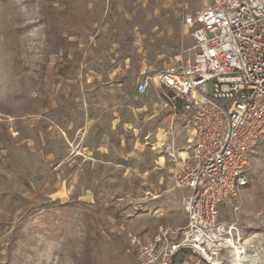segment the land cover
Masks as SVG:
<instances>
[{
  "label": "rangeland",
  "instance_id": "374dc122",
  "mask_svg": "<svg viewBox=\"0 0 264 264\" xmlns=\"http://www.w3.org/2000/svg\"><path fill=\"white\" fill-rule=\"evenodd\" d=\"M207 4L0 0V264H137L132 235L182 223L180 205L152 204L162 197L159 171L173 170L168 193L182 189L179 159L160 158L163 115L135 86L175 54L192 55L182 15ZM130 102L135 129L102 128L105 114ZM174 137L189 149L191 128L181 121ZM248 177L237 211L222 204L220 218L264 243V141Z\"/></svg>",
  "mask_w": 264,
  "mask_h": 264
},
{
  "label": "built area",
  "instance_id": "2783aa9c",
  "mask_svg": "<svg viewBox=\"0 0 264 264\" xmlns=\"http://www.w3.org/2000/svg\"><path fill=\"white\" fill-rule=\"evenodd\" d=\"M192 55L172 61L136 83L152 89L155 109L181 115L192 143L177 156L175 184L186 189L185 222L161 224L151 236L132 235L137 264H263L264 243H246L237 219L222 220L219 207L233 201L249 181V166L264 141V0H208L184 12ZM170 127L166 130L168 132Z\"/></svg>",
  "mask_w": 264,
  "mask_h": 264
},
{
  "label": "crops",
  "instance_id": "0c3cea01",
  "mask_svg": "<svg viewBox=\"0 0 264 264\" xmlns=\"http://www.w3.org/2000/svg\"><path fill=\"white\" fill-rule=\"evenodd\" d=\"M149 91L152 92V96H153V102H152V106L153 107L152 108L155 109V105H156L158 99H157V96H156L155 92L152 89H149L148 92ZM135 92H136V90H135ZM113 93L114 94H118V91H114ZM125 104H126V102H125ZM127 106H128L127 108H129V109H123V110L122 109L120 110L119 108H116V106H115L111 110V113L105 114L103 116V121L101 120V123H100L102 128L103 129H107V130H126V129H131V127H132V129H135L133 127L136 124L134 123L133 120L136 119L137 106L132 104L131 102ZM124 108H126V107H124ZM158 114L163 115V125H165V127H163V128H160V127L157 128L156 127L159 130V132L156 133V136L158 137V140L161 141V146H163L162 149L164 151V154L162 156H160V158L164 159L165 155L168 156L166 154L165 150H164V147L167 144H169V143H171L174 146V148L176 149V151L180 155H181V153H184V155H185L186 154V150H180L177 146H175V144L177 142L175 141V137H174V139L172 138V136L175 133L177 127H179L181 125V121H183L181 115L174 116L170 112L169 113L168 112H160L159 113L158 111H154V113H153V115H158ZM95 120H96L95 118H91L90 116H88L85 119V123L89 127H93L94 123H95ZM169 127H170V130L168 132H166V130ZM177 144H179V142ZM110 156H113L111 158H114V159L116 158L115 155H110ZM181 156H183V155H181ZM114 159H110V160H114ZM168 171L170 172V171H173V170H170V169L161 170L157 174L158 179H161V180L156 184V186L160 187L163 191L158 193L162 197L160 199L154 200L152 202V204L154 206V204L157 205L160 202H166L167 201V202H169L168 203L169 206L177 204V205H180L182 207L184 197L187 194V190L186 189H178L176 192H174V194L168 193L169 188L168 187L166 188V185H165V183L167 184V180L169 178V175H168L169 172ZM163 178H165L166 182H164ZM153 186H154V184L151 182L149 184V187L152 189V191H155L156 189ZM165 192H167V193H165ZM165 199H166V201H165ZM182 212H183V208H182ZM183 216H184V213H183ZM184 222H185V217H183V221L180 224H183ZM174 224L180 225L179 221H176Z\"/></svg>",
  "mask_w": 264,
  "mask_h": 264
},
{
  "label": "bare ground",
  "instance_id": "6f19581e",
  "mask_svg": "<svg viewBox=\"0 0 264 264\" xmlns=\"http://www.w3.org/2000/svg\"><path fill=\"white\" fill-rule=\"evenodd\" d=\"M254 239H253V237H250V238H247L246 240H245V242L246 243H250V242H252Z\"/></svg>",
  "mask_w": 264,
  "mask_h": 264
}]
</instances>
